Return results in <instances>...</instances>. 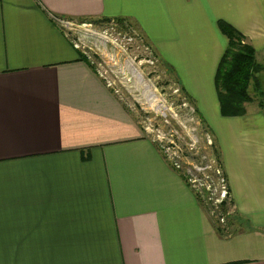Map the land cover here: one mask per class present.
Returning a JSON list of instances; mask_svg holds the SVG:
<instances>
[{
	"label": "crops",
	"instance_id": "crops-1",
	"mask_svg": "<svg viewBox=\"0 0 264 264\" xmlns=\"http://www.w3.org/2000/svg\"><path fill=\"white\" fill-rule=\"evenodd\" d=\"M101 16L134 25L193 99L228 187L229 228L207 220L56 20ZM218 19L263 76L264 0H0V264H264V109L220 115Z\"/></svg>",
	"mask_w": 264,
	"mask_h": 264
},
{
	"label": "built area",
	"instance_id": "built-area-1",
	"mask_svg": "<svg viewBox=\"0 0 264 264\" xmlns=\"http://www.w3.org/2000/svg\"><path fill=\"white\" fill-rule=\"evenodd\" d=\"M56 20L81 54L87 59L90 55L97 57L95 68L106 86L112 87L115 82H124L130 75L142 82L139 70H135L133 61L128 59L126 53L134 41V33H126L127 29L118 32L114 28L116 25L110 22L108 26L103 24L100 26L102 29L98 30L89 22L61 18ZM143 49L147 50L145 46ZM124 55L125 59H122ZM145 57L146 62L152 64V58L148 55ZM143 96L145 105L142 104L141 109L152 110L153 118L143 116L139 119L140 126L158 146L165 161L180 174L199 200L205 198L213 206L228 203L229 192L224 173L218 163L216 151L213 147L212 150L208 148L212 145V139L207 132L203 131L202 136L198 132L200 124L194 109L185 103L175 106L153 89L143 92ZM154 118L163 125L162 128H153Z\"/></svg>",
	"mask_w": 264,
	"mask_h": 264
},
{
	"label": "rangeland",
	"instance_id": "rangeland-1",
	"mask_svg": "<svg viewBox=\"0 0 264 264\" xmlns=\"http://www.w3.org/2000/svg\"><path fill=\"white\" fill-rule=\"evenodd\" d=\"M76 22H89V21L79 20ZM110 23H114V22H110ZM125 23L128 24L127 25L128 31L125 32L128 34L134 33L135 36L134 41L132 42L131 46L128 47L126 53L128 55V59L130 58V60L133 61V67L135 68V70L136 69L139 70V73L143 80L142 82H139L138 80L136 81V78L130 75L128 80L124 82H115L114 86L109 87L110 89H112L116 97H118L119 101L122 102V104L131 113L135 114L139 125H141V120L139 119L142 118L143 116H149L150 118H153L152 110L148 108L147 110L141 109V105L142 104L145 105L143 92L149 89H153V91L160 94L161 96H165L175 106H178L181 103H185L186 105L189 104V106L193 108L194 111H196L193 99L190 96H188L185 93V91L182 89V86L179 82L180 80L177 77L176 72L173 69H171L170 66L165 61L161 60L159 57H158L159 59L157 58V56L154 54L155 52H153L151 47L146 43L145 39L139 33V31L136 29L134 25H132L127 20L125 21ZM103 24L108 26L109 22ZM114 24L116 25V27L114 28L118 32H121L123 31V29H125L122 27L121 24H117V23ZM92 25L94 28L98 30L102 29V27H100L102 25H97V24H92ZM143 46H145L147 50H144ZM145 55L146 56L148 55L152 58L151 59L152 64L146 62ZM123 58L125 59V55L122 56V59ZM122 59H118V60L122 61ZM88 60H91L92 62L91 64L95 68L96 62L98 60L97 57L95 55H90V58ZM263 77L264 75L261 76L259 74L261 84L264 81ZM144 84H146V88L144 87ZM250 95L252 96L253 100L250 102H246L245 104L251 103L254 106L256 105V96L252 93V91L250 92ZM195 116L197 118L198 124H200L198 132L201 134V136L203 131L207 132L210 138L212 139V135H210V133L208 132L206 122L204 121V119L200 116L198 112L195 113ZM157 121H158L157 118L152 119V122H154L153 128L157 126L159 128H162L163 125ZM212 147H213V142L212 145L208 148L212 150ZM198 201L202 204L200 205L202 208H204L206 212L207 220L212 225L221 228V227H225L226 225L225 223L228 222L226 227L229 228L231 226L230 220L228 219L230 216V209L226 205L227 202L225 204L221 203L220 205L217 204L216 206H213L212 203L205 198H202V200H198ZM221 205H225V207H221Z\"/></svg>",
	"mask_w": 264,
	"mask_h": 264
},
{
	"label": "trees",
	"instance_id": "trees-1",
	"mask_svg": "<svg viewBox=\"0 0 264 264\" xmlns=\"http://www.w3.org/2000/svg\"><path fill=\"white\" fill-rule=\"evenodd\" d=\"M83 20L97 25L114 22L121 24L125 29L128 25L125 23L126 20L120 17L101 16ZM216 26L226 38V45L213 75V86L220 115H242L245 111L244 104L253 100L251 91L256 96V105L264 109V85L259 78L263 67L255 60L254 49L245 41L244 36L226 21L218 19ZM195 197L199 200L196 195Z\"/></svg>",
	"mask_w": 264,
	"mask_h": 264
},
{
	"label": "bare ground",
	"instance_id": "bare-ground-1",
	"mask_svg": "<svg viewBox=\"0 0 264 264\" xmlns=\"http://www.w3.org/2000/svg\"><path fill=\"white\" fill-rule=\"evenodd\" d=\"M134 71H135V70H133V72H134ZM134 73H135L137 76H139L138 73H137L136 71H135ZM142 80H143V79H142ZM136 81H137V80H136ZM138 81H140L139 78H138ZM141 85H142V84H141ZM144 87L146 88V84H144Z\"/></svg>",
	"mask_w": 264,
	"mask_h": 264
}]
</instances>
